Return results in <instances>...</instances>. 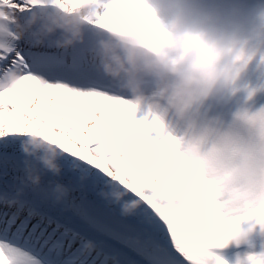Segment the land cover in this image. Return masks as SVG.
Returning <instances> with one entry per match:
<instances>
[{"label": "snow or ice", "instance_id": "1", "mask_svg": "<svg viewBox=\"0 0 264 264\" xmlns=\"http://www.w3.org/2000/svg\"><path fill=\"white\" fill-rule=\"evenodd\" d=\"M35 2L0 0V8L23 13ZM49 2L75 7L85 0H40ZM129 17L156 28L146 0H123L115 11L98 8L93 23L127 30ZM52 48L19 40L0 24V74L14 68L22 73L16 90L0 88V203L16 209L0 213V264H210L208 249L223 244L242 217L225 216L198 169L172 138L162 137L157 121L135 120L136 105L87 84L83 61L57 56ZM65 107L68 115L57 130L42 129ZM32 134L64 153L62 173L43 172L38 187L24 183L30 163L21 145ZM116 141L123 145L119 154L110 149ZM58 184L67 186L66 194ZM137 199L140 207L127 214L124 205ZM246 264H264V254L250 255Z\"/></svg>", "mask_w": 264, "mask_h": 264}, {"label": "clouds", "instance_id": "2", "mask_svg": "<svg viewBox=\"0 0 264 264\" xmlns=\"http://www.w3.org/2000/svg\"><path fill=\"white\" fill-rule=\"evenodd\" d=\"M156 24L154 30L129 20L127 30L100 27L106 37L97 40L94 54L102 71L122 82L135 101L164 109L174 120L172 130L157 117L159 133L172 138L181 155L198 169L204 189L222 207L249 222L245 235L264 254V6L257 0H146ZM123 0H94L73 7L41 4L25 12L0 8V24L17 39L31 37L37 45L51 43L69 49L83 43L85 28L101 11H115ZM151 79L152 89L146 87ZM19 69L0 74V88L16 90ZM63 108L41 123L57 130L68 115ZM30 167L24 183L38 187L43 172L60 175L64 153L48 139L32 134L22 142ZM114 154L121 142L110 145ZM34 162V163H33ZM57 188L67 193V186ZM124 193H120L121 199ZM15 201H10L14 203ZM141 201H128L130 214ZM175 207V205H173ZM94 244L89 243L88 250ZM210 262L211 256L208 257Z\"/></svg>", "mask_w": 264, "mask_h": 264}, {"label": "bare ground", "instance_id": "3", "mask_svg": "<svg viewBox=\"0 0 264 264\" xmlns=\"http://www.w3.org/2000/svg\"><path fill=\"white\" fill-rule=\"evenodd\" d=\"M250 2L251 3H256L257 0H250ZM258 2H259V4L261 6H264V0H258ZM24 15H27V13L25 12ZM86 28H100V27L98 25H95V24H90V25H87ZM25 39L26 40H31V37H26ZM46 45H52V44L51 43H48ZM52 50L56 53L57 56L66 55L69 60L71 59L72 54L74 52H77V51H79V54L82 53L81 54L82 56L85 55V54L89 55V52L86 49V45L83 44V43L77 44V45L73 46L72 48L67 49V52L66 53L64 52V49H58V48H56L54 46H53ZM91 59L92 58H89V60H91ZM92 61H93L92 64L95 65L96 62L98 61L97 57L93 58ZM139 111H140L141 115L144 117V119L149 124H151L157 117H160L165 122V124L167 125V127L165 128V132H164L165 135L169 131L172 130V125L174 124V120L170 116V114H168L164 109H162V108H156V107H153V106H150V105H139ZM123 127L124 128H127L128 127V124L124 122ZM140 137H141V135H140ZM11 178H12V176L10 175L8 177V179L11 180ZM47 179H48V177L46 176L45 177V181H47ZM3 183H4L3 182V178H0V189L3 188ZM77 195H78V193H77ZM0 204H1V206H0V213H3V212L6 211V212L9 213V215H11V213H13V212L16 211V209L14 207H8V208H6L2 203H0ZM221 211L225 214V212L222 210V207H221ZM232 212H234V211L232 210ZM234 214H236V213L234 212ZM23 215H26V211L21 214V218H23ZM64 215H65V217H67V216H71L72 213L71 212H65ZM34 222L35 221H33V223ZM108 242L111 243V244H113V245H115V246H117V247L123 248V245H120V244H118L115 241L109 240ZM215 243L216 242H213V244H215ZM211 247L208 249V251L211 250ZM125 251H127V249H125ZM260 251L261 250H260V248H259L258 245H255L252 248L246 249V251L241 254V256L239 257L238 261H236L235 264H246L247 259H248V257L250 255H252L254 253H259ZM130 255L134 259H137V260L141 259L140 257L136 256L134 253H130ZM186 264H190V262L186 261ZM210 264H217V263H216V261L213 258H211Z\"/></svg>", "mask_w": 264, "mask_h": 264}, {"label": "rangeland", "instance_id": "4", "mask_svg": "<svg viewBox=\"0 0 264 264\" xmlns=\"http://www.w3.org/2000/svg\"><path fill=\"white\" fill-rule=\"evenodd\" d=\"M92 71H95V69H89V72H92ZM223 210H225L226 212H227V216L226 217H229V216H231L233 213H232V210L231 209H228V208H224L223 207Z\"/></svg>", "mask_w": 264, "mask_h": 264}]
</instances>
